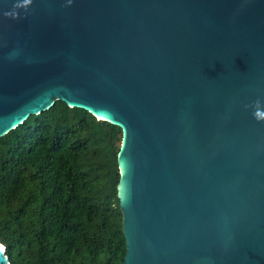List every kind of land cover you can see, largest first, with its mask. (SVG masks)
<instances>
[{"label":"water","instance_id":"water-1","mask_svg":"<svg viewBox=\"0 0 264 264\" xmlns=\"http://www.w3.org/2000/svg\"><path fill=\"white\" fill-rule=\"evenodd\" d=\"M257 99L264 0H0V138L56 102L120 129L123 264H264Z\"/></svg>","mask_w":264,"mask_h":264},{"label":"trees","instance_id":"trees-1","mask_svg":"<svg viewBox=\"0 0 264 264\" xmlns=\"http://www.w3.org/2000/svg\"><path fill=\"white\" fill-rule=\"evenodd\" d=\"M121 131L56 102L0 138V244L9 264H123Z\"/></svg>","mask_w":264,"mask_h":264},{"label":"clouds","instance_id":"clouds-1","mask_svg":"<svg viewBox=\"0 0 264 264\" xmlns=\"http://www.w3.org/2000/svg\"><path fill=\"white\" fill-rule=\"evenodd\" d=\"M69 3H71V0H69ZM18 8V4L16 5ZM5 16L13 17L15 18L17 16V12L15 10L5 12ZM246 108L251 109L253 118L257 120L258 122H264V101L257 99L251 104L245 105Z\"/></svg>","mask_w":264,"mask_h":264},{"label":"bare ground","instance_id":"bare-ground-1","mask_svg":"<svg viewBox=\"0 0 264 264\" xmlns=\"http://www.w3.org/2000/svg\"><path fill=\"white\" fill-rule=\"evenodd\" d=\"M0 249H2V250H3V249H4V248H3V246H0Z\"/></svg>","mask_w":264,"mask_h":264},{"label":"snow or ice","instance_id":"snow-or-ice-1","mask_svg":"<svg viewBox=\"0 0 264 264\" xmlns=\"http://www.w3.org/2000/svg\"><path fill=\"white\" fill-rule=\"evenodd\" d=\"M0 251H2V249H0Z\"/></svg>","mask_w":264,"mask_h":264}]
</instances>
